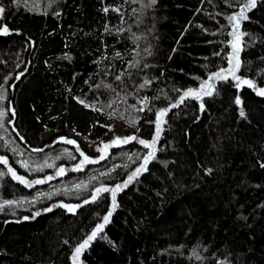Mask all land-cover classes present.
<instances>
[{
	"label": "trees",
	"instance_id": "1",
	"mask_svg": "<svg viewBox=\"0 0 264 264\" xmlns=\"http://www.w3.org/2000/svg\"><path fill=\"white\" fill-rule=\"evenodd\" d=\"M246 2L0 0V30L9 29L0 34V156L31 180L48 170H26L22 161L68 172L32 189L0 163V205L26 201L0 209V264H73L76 246L109 211L77 264H264V96L254 88H237L229 76L210 82L211 96L170 108L155 158L117 191L114 211L112 194L92 201L95 187L123 185L149 150L131 141L73 171L76 145L52 144L99 142L116 123L151 142L158 109L229 68L235 38L227 17ZM246 15L236 76L264 88V0ZM145 79L151 83L140 88ZM145 97L148 108L137 111ZM59 202L79 207L69 212Z\"/></svg>",
	"mask_w": 264,
	"mask_h": 264
},
{
	"label": "snow or ice",
	"instance_id": "2",
	"mask_svg": "<svg viewBox=\"0 0 264 264\" xmlns=\"http://www.w3.org/2000/svg\"><path fill=\"white\" fill-rule=\"evenodd\" d=\"M155 3H156V0H150V5L155 4ZM256 5H257V0H247L246 3L240 5V11L238 13L227 17V19L232 24L233 29H234L233 32L229 33V35L233 36L237 40L239 39V37L237 36V30L239 27V22L247 19L248 18L246 15L247 11L255 8ZM3 12H4V8L0 7V13H3ZM0 34L8 35L9 29L5 26L2 30H0ZM231 46L233 48V52L229 55V68L228 69L221 68L218 72L209 74L208 80L202 81L200 84V87L198 89L189 88V89L185 90L183 92V94L179 97V100L176 103L170 104V106L168 108H161V109H158L156 111V113H155V115H156V120H155L156 134L153 136V139L151 142L145 141L143 139H138L137 136L133 135V136L125 137V138L117 137V138L113 139L110 143H105L102 145V147L97 148V151L101 153V155H100L101 160L105 159L106 150L108 148L117 147V146L122 145V144H127L131 141H137L139 144L143 145V147L148 149L149 151L147 152L146 155L143 156V158H142L143 163L138 168H136L135 171H133L131 175H129L128 180L125 181L123 185L117 184L114 188H108V187L101 185V187H98L94 190L92 198H91L92 201H96L97 198L100 196V194L103 192H111L112 193V201H113V209L112 210L113 211L115 210L117 191L120 190L122 187H127L128 183L132 182V180L139 173H141V171L147 170V167H146L147 164L152 159L155 158V145H156L157 141L159 140L160 132L162 131L161 125H162V123L165 122L164 118L167 115L170 108L178 107L179 104L183 103L186 99L202 100L203 96H211L213 94L212 90L215 87L214 84L210 83L211 81H213V80H217V81L227 80L229 78V76H231L233 79L238 81V83L236 84L237 88H239L242 84H246L249 87L254 88L256 90L257 95L264 96V88H258L253 83V81L241 80L239 76L235 75L236 70L239 68V63H237L235 67H232V60H233V58H235L238 55L239 49H238L237 43H232ZM117 55H119V53H117ZM135 66L136 65H133V67H135ZM144 67L146 68V67H148V65L145 64ZM18 78L19 77H17V79ZM116 79L119 80L120 77L117 76ZM150 83H151L150 80L145 79L144 83L140 85V88H144L147 85H149ZM109 87H110V85H109ZM0 88H2V86H0ZM3 98H4V94H3V92H0V99H3ZM154 99H159V97H155ZM147 100H148V98L145 97V98H143V101H138V103H145L146 104ZM78 102L83 104L84 107H90V105L85 103L84 100H79ZM235 103L237 105L242 104V101H241L239 96L236 97ZM200 107H201V110H203V107H204L203 103H201ZM133 108H135V106H133ZM136 110L142 112V111H145V107H140ZM240 115L242 117L245 116V112H244L243 108H241ZM4 116H5V113L3 111H0V121L3 120ZM130 123L134 126L135 120L131 121ZM0 127H3L2 123H0ZM60 139L64 143L76 145V141H74V140L66 139L63 137H61ZM33 151H42V149H34ZM65 151H67V150H65ZM76 151L80 153V155L83 157V160H81L79 164L75 165V167L73 169L74 171H80L82 169L83 165H85V164L98 162L96 160L90 159L87 155H85V153L80 150V147L78 145H76ZM68 155L71 159H75V157L71 156L70 153ZM56 159H60V157L58 156V157H56ZM0 163L4 164L8 168V173L11 174V177L13 180L18 181L20 184H23L25 187H31L32 185H35V184H43V183L47 182L48 180L53 179L52 176H47L44 179H36V180L29 181L24 176L18 175L17 172L11 166L8 165V160L6 157L0 156ZM21 167L25 168L26 170H31V171H43L44 167L51 168V167H54V165L48 164L45 161L43 166L37 165L35 168L29 169L28 162L22 161ZM210 171L211 170L209 169V172ZM64 173H65V169L63 167L56 169V175L63 176ZM2 175H4V174L0 173V176H2ZM93 179H95V177H93ZM76 187L79 188V187H81V185H77ZM25 202L26 201L5 200L3 202V204L0 205V209H2L6 205H8V206L13 205V204L19 205V204H22ZM85 203H89V201L86 200ZM60 206L67 208L69 212H74L75 208L79 207L78 205L72 206V205H66V204H62ZM51 210H52L51 208L45 209V211H51ZM40 214H41L40 212L35 213L36 216H38ZM111 215H112V211H109L108 214L103 217V223L97 224L96 227L92 230V232L86 237V239H84L80 244H78L76 246V248L74 249V252H73V256H72L73 264H77L79 256L81 255L83 250L86 249L94 239H96L97 234L99 232H101L103 230L105 224H107L109 222ZM24 219H28V217H24ZM197 258H199V257H197Z\"/></svg>",
	"mask_w": 264,
	"mask_h": 264
},
{
	"label": "rangeland",
	"instance_id": "3",
	"mask_svg": "<svg viewBox=\"0 0 264 264\" xmlns=\"http://www.w3.org/2000/svg\"><path fill=\"white\" fill-rule=\"evenodd\" d=\"M0 16H1V13H0ZM237 36L239 37V39L237 40L236 38L234 39V43H237V46H238V49H240V42H239V40H240V38H241V34L238 32L237 33ZM234 63H235V65L234 66H232V67H235L236 66V64L238 63V56H236L235 58H234ZM236 72H237V70H236ZM236 72H235V75H236ZM143 101V100H142ZM142 104V103H141ZM146 108H148V100H147V102H146ZM145 108V109H146ZM118 133H120L119 135H118ZM127 134V130L124 128V126H122L120 123H116L115 124V126H114V128H113V130H112V132H111V135L109 134V135H107V137L105 138V139H103V140H100L99 142H94V143H88V142H82V144H80L75 138H66V139H71V140H74V141H76V144H78V146H80V150H86V151H88L89 153H91L93 156H94V158H95V160H98L99 161V159H100V155H101V153L100 152H98L97 151V148L98 147H102V145L103 144H105V143H110L113 139H115V138H117V137H120V138H125V137H129L130 135H126ZM49 134H44L43 135V139H49ZM61 138V137H60ZM59 137H57L53 142H52V144H56L57 142H61L62 144H64L65 145V148H67V147H70V146H75V145H71V144H67V143H64L61 139H60ZM123 146H124V144H122ZM119 146H121V145H119ZM118 147V146H117ZM111 148V147H110ZM110 148H108L107 150H106V154H105V156L106 157H108V156H110L111 155V153H112V150L110 149ZM109 150H111V152L110 153H108L109 152ZM108 155V156H107ZM48 164H50L51 162H49V161H46ZM77 164H79L78 162H76V164L75 165H77ZM37 165H40V166H43L44 164H38V163H36V164H34V166L36 167ZM60 167H63L62 165H60V166H55V167H51V168H49V167H46L47 168V170H48V172L46 173V169H45V171L44 172H40V173H38V176H36L35 178H33V180H36V179H44L45 177H47V176H52L53 177V179H51V180H48L47 182H45V183H43L44 185H46L45 186V188H49V187H52L53 185L52 184H50L53 180H55L56 178H60L61 176H58V175H56V169L57 168H60ZM71 167H72V170L74 169V164H72L71 165ZM87 167H89V165H87ZM64 169H65V166L63 167ZM84 168H86V166H84L83 165V167H82V169L81 170H83ZM80 170V171H81ZM74 171V170H73ZM66 173H68L67 171H66V169H65V173H64V175L66 174ZM104 173V172H103ZM24 176V175H23ZM26 176V175H25ZM24 176V177H25ZM63 177V176H62ZM28 179H30L31 180V178H28ZM32 181V180H31ZM38 185H40V184H35V185H33V187L34 186H38ZM103 186H105V187H108V188H114L115 186H107V185H103ZM101 187V186H100ZM96 188H98V187H95V189ZM33 189V188H32ZM94 189V190H95ZM41 190V189H40ZM92 192H93V189H92ZM103 193H106V194H112L111 192H103ZM102 193V194H103ZM59 205H62V204H66V205H72V204H67V203H64V202H59L58 203ZM73 206V205H72ZM63 208H65V207H63ZM66 210H68L67 208H65Z\"/></svg>",
	"mask_w": 264,
	"mask_h": 264
},
{
	"label": "flooded vegetation",
	"instance_id": "4",
	"mask_svg": "<svg viewBox=\"0 0 264 264\" xmlns=\"http://www.w3.org/2000/svg\"><path fill=\"white\" fill-rule=\"evenodd\" d=\"M64 138V137H63ZM76 145H78V144H76ZM81 149V148H80ZM81 151H83L84 153H85V155H87L90 159H93V160H95V158H94V156L91 154V153H89L88 151H86V150H81ZM111 152V150H109V152L108 153H110ZM108 156V155H107ZM76 157L78 158L79 157V159H78V163H80V161L81 160H83V157L80 155V153H79V155L78 154H76ZM106 157V156H105ZM99 160H101V159H99ZM96 161H98V160H96ZM99 162V161H98ZM97 162V163H98ZM96 163H89V164H85L84 166H86L87 167V165H95ZM22 176V175H21ZM33 188V187H32ZM101 195V194H100ZM52 208H55V207H53L52 206ZM43 210V209H42Z\"/></svg>",
	"mask_w": 264,
	"mask_h": 264
},
{
	"label": "water",
	"instance_id": "5",
	"mask_svg": "<svg viewBox=\"0 0 264 264\" xmlns=\"http://www.w3.org/2000/svg\"><path fill=\"white\" fill-rule=\"evenodd\" d=\"M142 107H145L146 108V104L145 103H142ZM27 180H29V181H31L30 179H28V178H26ZM33 187V185L31 186V187H28V188H32ZM52 206L53 207H55V205L54 204H52Z\"/></svg>",
	"mask_w": 264,
	"mask_h": 264
}]
</instances>
